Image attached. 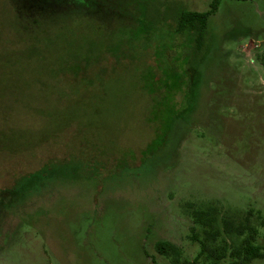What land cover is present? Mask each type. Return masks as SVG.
I'll return each instance as SVG.
<instances>
[{
  "label": "rangeland",
  "instance_id": "374dc122",
  "mask_svg": "<svg viewBox=\"0 0 264 264\" xmlns=\"http://www.w3.org/2000/svg\"><path fill=\"white\" fill-rule=\"evenodd\" d=\"M48 1L94 19L0 0V264H201L192 210L264 216V0L199 49L173 17L211 0Z\"/></svg>",
  "mask_w": 264,
  "mask_h": 264
},
{
  "label": "trees",
  "instance_id": "16d2710c",
  "mask_svg": "<svg viewBox=\"0 0 264 264\" xmlns=\"http://www.w3.org/2000/svg\"><path fill=\"white\" fill-rule=\"evenodd\" d=\"M48 0H21V6L30 12L32 8L47 9V16L55 19L67 18L71 13L88 15L76 8L48 6ZM217 0H211L204 11L190 10L183 7L174 13V32L179 33L199 49L203 45L207 18L217 8ZM17 4V1L14 2ZM94 19L91 16H87ZM193 223L201 233L192 231L190 239L197 242L198 252L193 261L200 260L201 264H247L254 258H264V242L256 243L258 227H264V216L252 209L235 219L228 213L220 211L217 206L207 204L191 212ZM156 249L169 257L173 264H180L178 248L168 241H158ZM184 262L183 264H191Z\"/></svg>",
  "mask_w": 264,
  "mask_h": 264
}]
</instances>
